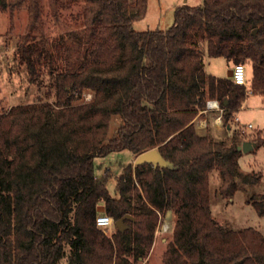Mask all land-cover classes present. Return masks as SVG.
<instances>
[{
	"label": "trees",
	"instance_id": "1",
	"mask_svg": "<svg viewBox=\"0 0 264 264\" xmlns=\"http://www.w3.org/2000/svg\"><path fill=\"white\" fill-rule=\"evenodd\" d=\"M55 1V0H53ZM82 3L84 27L73 45L54 55L44 36L43 0H0V10L25 6L28 24L17 56L31 82L46 72L53 102L0 113V264H135L153 242L158 213L174 216L163 264H264V236L216 222L210 178L231 197L244 173L235 132L227 145L197 135L193 119L216 99L227 122L247 97L245 87L204 70L203 59L248 64L250 94L264 95V0H201L174 10L164 30L137 31L147 0ZM255 30V33L253 31ZM90 98L82 103L75 99ZM112 116L120 124L107 139ZM257 148L264 138L251 139ZM156 148L173 169L128 164L115 177L98 175L96 157ZM264 196L253 202L264 215ZM103 214L127 228L112 236L96 225ZM131 259V260H130Z\"/></svg>",
	"mask_w": 264,
	"mask_h": 264
},
{
	"label": "rangeland",
	"instance_id": "2",
	"mask_svg": "<svg viewBox=\"0 0 264 264\" xmlns=\"http://www.w3.org/2000/svg\"><path fill=\"white\" fill-rule=\"evenodd\" d=\"M15 3L16 0H6ZM197 5L201 0H147L146 13L133 22V28L137 31L164 30L172 25L174 10L182 4ZM44 36L48 41V47L54 55L58 49L62 50L69 45H73L77 33L84 27L83 5L82 3L70 2V0H43ZM28 24V13L25 6H10L5 10H0V113L7 111L14 106H27L37 103L53 102L52 93H48V88L52 85V78L43 73L35 82L30 81L26 66L19 63L17 56V45L20 37L24 35ZM233 64V63H232ZM247 75L250 72L249 65L245 63ZM90 98L89 94H83L76 103H82ZM264 107V96L253 95L246 103L243 119L240 123L253 126L251 129L235 122V117L231 119L232 129L226 131V122L222 119L220 131L217 136L214 131H208V137L215 141H223L227 145L230 143L232 133L235 132L239 139L251 141L255 136L256 129L264 131V108L260 111L252 112L254 105ZM215 112L200 116L207 118V128L212 129ZM120 120L117 116L110 118L107 128V139L116 132ZM246 131V132H245ZM253 131V132H249ZM212 135L213 137H210ZM261 137L264 138V135ZM241 141L238 145H241ZM135 156L127 151L113 152L103 157L94 159V166L98 175H103L105 170H109L110 177L107 180V188L110 194L115 192V177L119 175L122 168L128 164L134 167ZM238 164L242 172L251 171L264 172V147L256 148L250 153L238 158ZM222 185L217 173L210 178V210L212 218L225 228L240 230L252 228L264 236V215H259L253 202H258L264 196V179L256 185H246L237 181V190L231 197L221 196L219 190ZM264 201V200H263ZM259 203V202H258ZM174 228V216L168 211L158 213L157 222L154 229V236L151 248L143 261L135 264H163V256L167 245L171 239ZM114 229L106 231L107 236H112ZM105 232V231H104ZM131 260V259H130ZM67 263V257L62 259L61 264Z\"/></svg>",
	"mask_w": 264,
	"mask_h": 264
},
{
	"label": "crops",
	"instance_id": "3",
	"mask_svg": "<svg viewBox=\"0 0 264 264\" xmlns=\"http://www.w3.org/2000/svg\"><path fill=\"white\" fill-rule=\"evenodd\" d=\"M203 64H204V70L206 73L211 74V75L216 76V77H219V78H230V77H228V74L230 73V71L232 70V67L234 65L231 62H227L223 58H209L207 56L204 57ZM247 93H248L247 97H246L245 101L242 103L241 107L232 115L231 118H229L227 120L228 123H227L226 128H225L227 132H230L232 129L231 128L232 123H230L231 119L235 117V119L238 120V123H240V120L243 119L242 117H243L244 113H242V112H244V110L246 109V103L248 102V100L251 96H253V95L255 96V94H250L249 86L247 87ZM210 100L211 101H217L216 99H207V101H210ZM262 108H264V107H261L258 104H256L252 108H248V109H252V112L254 114V112L260 111ZM213 112H215L216 116H215V118H213L212 129H209V128H207V118L206 117L200 118V116L207 115V114L213 113ZM219 116H221V119H220L221 121L217 120V117H219ZM222 119H223L222 115L217 110L208 109L206 107V104H205V108L203 110L199 111V113L193 119V125H194V128H195L197 135L209 136L208 131H214L213 136H217L218 132L220 131V126H221L220 124L222 123ZM240 124H242V123H240ZM243 125H245V124H243ZM246 131H247V129H246ZM249 132H253V131H249ZM255 132L256 133L259 132L261 136L264 135V131H262L261 129H256ZM213 136L210 135V137H213ZM230 141H231V138H230ZM258 148H260V147H258ZM244 155H245L244 153H241V156H244ZM259 172L262 173V176L264 179V172L263 171H259Z\"/></svg>",
	"mask_w": 264,
	"mask_h": 264
},
{
	"label": "water",
	"instance_id": "4",
	"mask_svg": "<svg viewBox=\"0 0 264 264\" xmlns=\"http://www.w3.org/2000/svg\"><path fill=\"white\" fill-rule=\"evenodd\" d=\"M253 33H255V30L253 31ZM228 77H231V71L228 74ZM257 148V144L255 142L252 141H243L241 143V145H239L237 147V149L241 152V153H250L252 151H254ZM149 163L153 166V168H160V169H173V163L167 159H165L162 154L156 149H150L147 151H144L142 153H140L139 155H137L134 159V165L138 166V165H142V164H146ZM98 212L102 213L103 212V207H99L98 208ZM124 220H131L133 221V217L131 215H126L123 218H120L117 221H114V227L118 230V231H124L127 226L124 224Z\"/></svg>",
	"mask_w": 264,
	"mask_h": 264
},
{
	"label": "built area",
	"instance_id": "5",
	"mask_svg": "<svg viewBox=\"0 0 264 264\" xmlns=\"http://www.w3.org/2000/svg\"><path fill=\"white\" fill-rule=\"evenodd\" d=\"M231 81L235 84V85H239V86H243L245 87L246 91H247V87H248V75H247V68L245 66V64H234L231 70V77H230ZM206 107L208 109H212V110H217L221 115L223 113V109L221 108V106L219 105V103L217 101H207L206 102ZM221 116L217 117V120L221 121ZM235 122L238 123V120L235 119ZM240 124V123H239ZM244 126L247 128H251L252 125L250 123L242 125L241 127H243V129H241L243 132L244 130ZM96 225L100 228H102L105 233H107L106 231H111L114 229V221L111 217L107 216L106 214H99L96 217Z\"/></svg>",
	"mask_w": 264,
	"mask_h": 264
}]
</instances>
